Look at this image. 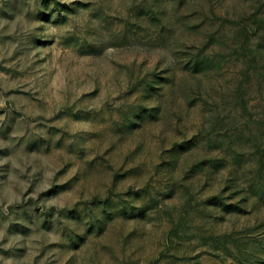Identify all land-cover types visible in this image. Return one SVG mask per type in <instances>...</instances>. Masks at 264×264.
I'll return each instance as SVG.
<instances>
[{
    "label": "rangeland",
    "instance_id": "obj_1",
    "mask_svg": "<svg viewBox=\"0 0 264 264\" xmlns=\"http://www.w3.org/2000/svg\"><path fill=\"white\" fill-rule=\"evenodd\" d=\"M0 264H264V0H0Z\"/></svg>",
    "mask_w": 264,
    "mask_h": 264
}]
</instances>
